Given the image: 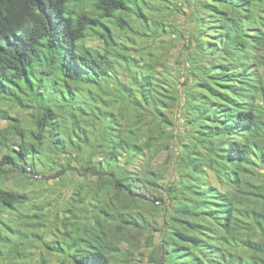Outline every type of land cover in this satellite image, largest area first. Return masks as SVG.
I'll return each instance as SVG.
<instances>
[{"label":"trees","instance_id":"1","mask_svg":"<svg viewBox=\"0 0 264 264\" xmlns=\"http://www.w3.org/2000/svg\"><path fill=\"white\" fill-rule=\"evenodd\" d=\"M77 2L0 0V101L7 85L29 96L35 124L32 140L18 115L0 109L9 120L0 128V241L14 222L4 211L24 208L9 240L31 250L24 264H127L129 248L117 243L134 234L142 246L156 242L155 264H264V0H91L75 13ZM182 8L184 47L207 58L189 77L159 55L140 63L119 52L146 29L178 32L168 16ZM93 35L97 49L86 42ZM61 87L67 107L55 110ZM184 99L195 139L181 141L191 148L175 158L171 112ZM38 153L59 166L48 177L68 175L72 185L64 200L29 211L28 194L3 183L13 168L35 173ZM10 258L3 263L20 264Z\"/></svg>","mask_w":264,"mask_h":264},{"label":"rangeland","instance_id":"2","mask_svg":"<svg viewBox=\"0 0 264 264\" xmlns=\"http://www.w3.org/2000/svg\"><path fill=\"white\" fill-rule=\"evenodd\" d=\"M86 2L83 3L78 0L77 6L74 8V12L77 13V12H80L81 10H88V7H90L91 5V0H89L88 3ZM188 9L185 8L186 11H188ZM144 11L149 14L146 25H148L149 27L151 26V28L159 27L158 29L160 30V27L162 26V24L160 23L159 24L160 26L158 25L156 20H158L159 18L155 15L154 11L147 10V9H144ZM182 13H183V8L178 9L177 13H172L171 16H168V22L170 21L172 25H175L178 32L176 33L158 32L154 35L152 30L146 29L142 37L138 36L137 34L136 35L132 34V36L130 35L131 37L128 39V42H127L128 47L126 48L123 46L120 47L119 52L125 55L130 54V56H134V57L135 55H137V59L140 61V63H142L143 61H145V63H149L150 59L152 58L154 59L155 56L159 55L163 57V63L165 64L166 67H168L169 70L171 71L177 70V71L182 72L183 78L185 76L189 77L192 74V71L189 70V66L190 65L197 66L199 64H202V61L206 60L207 58L203 57L201 59L199 54L192 52L193 50H189L184 47L187 44L186 36L184 34L186 33V30L188 29V24L186 23V20L184 18L185 16L182 18ZM123 17H125L129 21V23H131L132 27L136 29L137 31L138 29H140V26L142 27L143 25L141 24V21H139L130 12H127L126 15L124 13ZM112 21L114 22L113 18H112ZM113 22L112 24H108V26L111 28L112 32L114 30L118 32L119 27H116V25H113ZM167 29L169 28L167 27ZM151 38H153V40H151ZM99 39L100 38L98 35H93L89 39H87L86 42L92 47L97 49L98 46H101ZM125 40L127 41V39ZM141 43L143 44V47H144L143 50L140 49L139 44ZM180 80L182 81V77L180 78ZM8 86L9 85L6 86L7 89L4 90L3 93L8 94L10 98L7 99L8 97H3V99L0 101V109L3 110L4 108L7 110L10 108L13 115H18L14 117L19 119L20 124L23 127H26L25 128L27 130L26 132L31 134L30 137L33 140V136L35 133L34 132L30 133L29 130L33 128V126H35V124H33L34 122H31L32 118L30 117V113L33 112L34 106H32V104L28 101L29 96L23 97L20 95V92L18 94H19L20 99H22L21 104L13 105L15 101L14 95L15 93L17 94V90L13 88H8ZM32 87L35 90V92H37L38 81L34 80ZM26 89L29 90L27 87ZM45 89H47V91L50 92L51 86L50 85L45 86ZM63 89H64L63 87L58 88L57 89L58 93L56 96L52 93V96L56 99V105L54 106L55 110L59 109L60 107H64V108L67 107L66 102H65L67 96L63 95L64 94ZM33 100L35 103L36 102L35 98ZM186 104H187L186 100L184 99L183 101H181V104H178V108L173 109V111L171 112L172 116L176 120V125L172 130V133H173L172 135H174L173 139H175L174 141H176V144L175 145L172 144L173 150L171 151V155L174 156L175 158H177L178 155H180L181 153H183V155H186L188 151L190 150L191 148L190 146L192 145L195 139L193 137V135H195L194 128L186 120L188 116L187 114L188 109H185L183 112H181L180 107H185ZM182 113H184V115H180ZM8 121H9L8 119H0V128L1 129L6 128L9 125ZM28 121L31 123H29ZM54 121H55V124L58 123V125H60L59 121H56V120ZM101 126L102 124L96 123L94 127L95 132H98L101 129ZM66 133H67V130L62 131L60 136L65 135ZM47 139L48 138H46V140ZM181 141H183L184 143L190 146L187 147V149H185L183 146L178 145ZM46 147L48 148V144L46 145ZM2 150L3 151L0 152V156L2 153L6 151L5 149H2ZM55 154L61 155V153L60 154L55 153ZM37 155H38L39 163L37 164L36 160H35L36 162H33V165L37 164L34 167L35 173L29 171L28 167H26V170L24 172L21 171V168L20 169L13 168L12 171L11 170L9 171L10 173L7 176V180L3 183L4 188H8L13 191L20 192V193L25 192L28 194V196L32 199L28 205L27 210L29 211H31L34 208L35 202L41 203L44 205L48 203V201L54 202V201L64 200L67 196V193L65 194V191L69 192L70 185H72L70 182V177L68 175L60 179H58V177L56 178L48 177V175L52 173L54 169L58 168L59 166L56 165L55 168L50 167L51 163L48 160V153H43V154L38 153ZM163 156L164 155L162 154L160 158L162 159ZM58 158H59V163L67 161V158H63V156H59ZM27 161L29 163H32L31 158H27ZM162 162L163 161L161 160L159 161V163H162ZM148 163L150 166V160L148 161ZM24 164L27 165V163H24ZM259 171L264 172V169L260 168ZM173 176L175 175L173 174ZM0 177L2 178L5 177V175L3 176V174H1V171H0ZM83 178H84L83 176H80V181ZM66 183H69L70 185ZM73 185H75L74 182H73ZM23 209L24 208L22 209L17 208L16 209L17 211L14 213L13 212L9 213L8 210L4 211L5 213L3 214V218H8L11 214L10 220L11 221L14 220V222L10 225V227L8 226L9 228L8 227L6 228V229H10L12 227L9 231H6V234H5V237L7 236L8 238L9 237L10 238L6 240L7 241L6 243L0 241V253H1L0 264H4L3 261H5L4 259H6L7 257L8 258L14 257L20 262V264H24L27 260H29L27 255H29L28 252H31L30 249H27L26 251L25 248L23 247V250H22L21 244L15 245L13 247L12 243H10V241L12 242L14 241L15 243L17 241L15 238L16 237L15 234H17L15 230L17 227L18 219L16 220L15 217L21 216V214H18V213L21 212V210ZM185 210L186 208L183 209V211ZM6 214L8 215L6 216ZM23 228H24L23 226L20 227V229H23ZM140 240L141 238L139 237V235L134 234L132 237H130V241L128 242H126L124 238H121L118 241L117 244L123 249L129 248L128 256H127V261H128L127 264H155L154 257L156 255V242H154V244L152 245L142 246V240L141 241ZM115 241H117V239ZM33 243L36 244L37 246L36 242H33ZM10 259L12 262L13 258H10Z\"/></svg>","mask_w":264,"mask_h":264}]
</instances>
